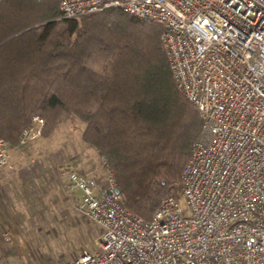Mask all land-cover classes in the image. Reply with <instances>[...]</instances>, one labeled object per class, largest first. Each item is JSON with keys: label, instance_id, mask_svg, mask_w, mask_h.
<instances>
[{"label": "built area", "instance_id": "1", "mask_svg": "<svg viewBox=\"0 0 264 264\" xmlns=\"http://www.w3.org/2000/svg\"><path fill=\"white\" fill-rule=\"evenodd\" d=\"M58 2L61 19L115 8L161 25L176 87L203 119L182 174L185 207L167 196L151 220L127 208L100 154L104 188L66 171V192L101 234L95 250L65 264H264V0ZM45 124L34 116L13 146L0 137V173Z\"/></svg>", "mask_w": 264, "mask_h": 264}, {"label": "trees", "instance_id": "2", "mask_svg": "<svg viewBox=\"0 0 264 264\" xmlns=\"http://www.w3.org/2000/svg\"><path fill=\"white\" fill-rule=\"evenodd\" d=\"M60 16L58 0L0 5V137L16 145L34 116L45 137L63 115L80 119L127 208L151 220L165 197L179 200L203 124L176 87L164 28L115 8Z\"/></svg>", "mask_w": 264, "mask_h": 264}, {"label": "rangeland", "instance_id": "3", "mask_svg": "<svg viewBox=\"0 0 264 264\" xmlns=\"http://www.w3.org/2000/svg\"><path fill=\"white\" fill-rule=\"evenodd\" d=\"M84 128L85 123L80 119L63 115L49 137L43 135L42 139L29 146L33 149L29 160H35L39 165L30 168L22 177L32 178L29 172L36 177L46 173L45 168L51 171L52 176L49 172L42 177V184L48 188L49 193L44 189L41 200L30 202L28 198L27 202L24 201L18 216L19 222L16 223L18 242L12 237L11 229L0 233V238H4L3 234L8 231L12 240L8 241L9 245L18 250L17 260L12 261L13 264H65L84 251L91 252L97 248L100 227L78 212L77 197L66 192V171H77L71 163L89 165V156L92 154L87 146L97 152L93 146L83 142ZM6 170L8 174H12L15 168L3 171ZM104 182L106 183L105 179ZM178 201L185 207L182 194ZM14 244L16 245L12 246Z\"/></svg>", "mask_w": 264, "mask_h": 264}, {"label": "crops", "instance_id": "4", "mask_svg": "<svg viewBox=\"0 0 264 264\" xmlns=\"http://www.w3.org/2000/svg\"><path fill=\"white\" fill-rule=\"evenodd\" d=\"M87 149L90 151L89 153L92 154L94 160L92 156L88 155L90 157L88 161L89 165H81L80 163L74 162L71 163V166L77 169L76 172L79 171L86 177L95 179L98 182L99 188L102 189L105 186V174L103 172L100 158H98V152L95 153L92 149H90V146H87ZM31 150L33 149L28 147V149L26 148L25 156L16 157L14 160L15 171H13L12 174H8L7 170L0 173V233L4 230L11 229L12 237L14 236V239L17 242L18 232L16 227L18 225L16 223L19 222L18 216H20V209L23 208L24 201L27 202L28 198L30 202L35 201L36 199L41 200V194L44 189L49 193L48 188H45L42 184V177L43 174L46 175L49 172L50 176H52L51 171L48 170V168H45L44 170L46 173H41L40 175H36V177L30 175L32 174L30 172L29 176H32V178L22 177V174L27 173L30 168H33L35 165H39V163L35 160H29V158L33 155L31 154L29 156L30 152H32ZM55 188L57 189V185H55ZM15 245L16 244L12 246ZM4 246L5 245H3L0 241V264H13L12 261L17 260V254H19L18 250L17 248H12L13 250L10 253L8 252L9 246L7 250L4 249Z\"/></svg>", "mask_w": 264, "mask_h": 264}]
</instances>
